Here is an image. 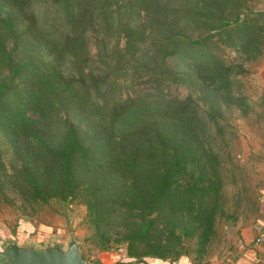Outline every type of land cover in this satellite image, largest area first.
<instances>
[{
    "label": "trees",
    "instance_id": "trees-1",
    "mask_svg": "<svg viewBox=\"0 0 264 264\" xmlns=\"http://www.w3.org/2000/svg\"><path fill=\"white\" fill-rule=\"evenodd\" d=\"M247 1L0 0V186L81 201L100 246L125 242L112 264L205 243L221 159L195 100L167 86L196 84L216 106L242 70L217 50L262 53L263 11Z\"/></svg>",
    "mask_w": 264,
    "mask_h": 264
},
{
    "label": "rangeland",
    "instance_id": "rangeland-1",
    "mask_svg": "<svg viewBox=\"0 0 264 264\" xmlns=\"http://www.w3.org/2000/svg\"><path fill=\"white\" fill-rule=\"evenodd\" d=\"M247 4L253 13L263 11L259 20H264V0H248ZM261 47L262 53L249 60H243L231 46L217 50L224 63H239L242 70L232 75L227 94L219 92L223 97L216 98L215 107H209L196 84L167 86L171 94H188L195 100L198 113L208 120L209 140L221 159L217 189L220 209L215 213L212 233L202 244L195 236L184 238L180 248L183 255L168 264H177L180 258L190 264H232L254 241L259 242L256 236L260 237L264 222L259 208L264 189V44ZM215 120L223 125L219 131ZM28 224L32 232L25 236L18 225ZM0 235L2 239L11 236L18 241L41 240L62 246L72 238L88 264H112L127 259L125 242L104 247L94 240L81 201L26 200L11 186H0ZM256 263L264 264V260L252 259L251 264Z\"/></svg>",
    "mask_w": 264,
    "mask_h": 264
},
{
    "label": "water",
    "instance_id": "water-1",
    "mask_svg": "<svg viewBox=\"0 0 264 264\" xmlns=\"http://www.w3.org/2000/svg\"><path fill=\"white\" fill-rule=\"evenodd\" d=\"M0 264H88L72 238L65 246L56 242L0 241Z\"/></svg>",
    "mask_w": 264,
    "mask_h": 264
},
{
    "label": "crops",
    "instance_id": "crops-1",
    "mask_svg": "<svg viewBox=\"0 0 264 264\" xmlns=\"http://www.w3.org/2000/svg\"><path fill=\"white\" fill-rule=\"evenodd\" d=\"M259 206H260L259 207L260 211L264 214V189L262 190V193H261ZM14 235H16V233H14ZM259 235L260 237L256 236L259 242L254 241L252 246H250L251 248H249L248 251L246 250V252H244L241 255L242 257L240 256L239 259H237V261L235 262L233 261L232 264H251L252 259L254 261L264 260V222H263V226L261 229V233ZM2 236L3 235H0V241L4 240V239H1ZM35 242H41V240H38Z\"/></svg>",
    "mask_w": 264,
    "mask_h": 264
},
{
    "label": "flooded vegetation",
    "instance_id": "flooded-vegetation-1",
    "mask_svg": "<svg viewBox=\"0 0 264 264\" xmlns=\"http://www.w3.org/2000/svg\"><path fill=\"white\" fill-rule=\"evenodd\" d=\"M16 241H17V238H16Z\"/></svg>",
    "mask_w": 264,
    "mask_h": 264
}]
</instances>
